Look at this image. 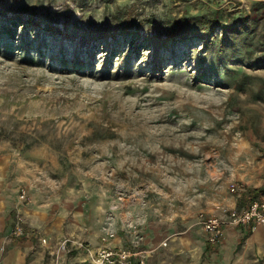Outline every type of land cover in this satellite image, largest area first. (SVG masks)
Returning <instances> with one entry per match:
<instances>
[{"label":"rangeland","instance_id":"1","mask_svg":"<svg viewBox=\"0 0 264 264\" xmlns=\"http://www.w3.org/2000/svg\"><path fill=\"white\" fill-rule=\"evenodd\" d=\"M255 1L0 0V13L41 27H10L0 40V150L30 171L15 219L25 228L32 197L81 200L99 207L100 237L106 227L124 235L134 220L143 238L152 225L182 251L167 245L162 264H198L201 216L236 199L232 183L247 193L264 183V66L240 49L219 61L201 41L166 33L185 12L249 11ZM103 31L113 35L103 41Z\"/></svg>","mask_w":264,"mask_h":264},{"label":"crops","instance_id":"2","mask_svg":"<svg viewBox=\"0 0 264 264\" xmlns=\"http://www.w3.org/2000/svg\"><path fill=\"white\" fill-rule=\"evenodd\" d=\"M3 155L0 150V264H86V249L95 250L100 246V209L93 203L61 198L47 201L41 197H32L31 202L22 208L26 222L24 235L7 239L15 222L19 182L23 174L29 175L30 171L28 168L15 166L13 160L5 159ZM263 184L255 188L262 187ZM240 190L234 194V201L215 204L208 215L218 214L217 206L241 209L247 205L251 201L248 190ZM182 224L186 228L193 225L190 219H185ZM150 227L152 225H148L142 244L144 249L151 251L147 264H162V250L167 245L170 250L174 251L176 248L174 249L173 243L165 241L169 239L168 231L163 233L155 229L151 232ZM174 227L173 224L172 228ZM203 232L204 230L200 231L201 236L205 235ZM186 233L189 235L190 230ZM65 238L81 243L84 248L69 243L67 250H60V243ZM43 239L45 244L41 242ZM111 244L126 245V237L120 233ZM57 248L59 254L55 258ZM179 250L177 248L174 252L171 251V255H178L182 252ZM198 264H264V227L226 226L223 240L216 245L208 244L205 235Z\"/></svg>","mask_w":264,"mask_h":264},{"label":"trees","instance_id":"3","mask_svg":"<svg viewBox=\"0 0 264 264\" xmlns=\"http://www.w3.org/2000/svg\"><path fill=\"white\" fill-rule=\"evenodd\" d=\"M205 1L220 6L224 0ZM3 22L6 23L0 32V40L3 38L11 39L13 33L9 29L10 27L13 29L28 27L35 33L41 29L39 23H35L33 19H25L22 16L9 18L4 12L0 13V24ZM58 32L60 31L55 28H45L46 35H51V37L59 34ZM112 35L111 32L103 31L100 38L105 41ZM166 39L171 42L177 39L183 41L199 40L204 48L211 49L216 54L219 61L224 58L227 59L233 51L240 49L249 64L264 66V0L255 1L249 11L236 8L226 10L218 7L202 15L191 16L185 12L174 21V28L166 33ZM2 45H5L6 48L10 47V43L3 42ZM42 46L43 44H39L35 50L38 55L44 57L45 53L41 50ZM63 55L66 57L67 64L64 66L68 68L67 50L64 51ZM60 58L58 57L57 65H60ZM248 194L251 200L258 198L264 194V184Z\"/></svg>","mask_w":264,"mask_h":264},{"label":"built area","instance_id":"4","mask_svg":"<svg viewBox=\"0 0 264 264\" xmlns=\"http://www.w3.org/2000/svg\"><path fill=\"white\" fill-rule=\"evenodd\" d=\"M239 190L240 186L237 184L232 183L229 186L231 194H236ZM25 194L26 191L23 189L20 197L21 203L25 201ZM117 207L115 205L112 209L116 210ZM216 208L218 214L204 215L200 218V225L205 232L206 241L210 245H216L223 240L226 226L264 227V194L251 200L241 209L227 206H217ZM122 226L121 232L128 238L127 244L123 246L112 245L111 243L118 238L119 233L113 227H106L100 237V246L95 250L86 249V264H147L151 251L142 247L144 238L140 235L138 223L129 220ZM24 233L23 220L19 215L15 219L11 235L20 237ZM41 242L46 243L44 239ZM69 243L77 244L70 238H65L61 241L59 249L67 250ZM77 246L84 248L81 243Z\"/></svg>","mask_w":264,"mask_h":264}]
</instances>
